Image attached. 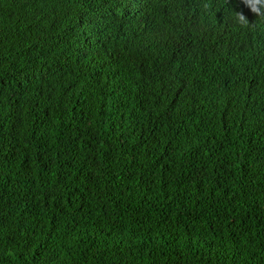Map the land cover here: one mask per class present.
<instances>
[{"label": "trees", "instance_id": "obj_1", "mask_svg": "<svg viewBox=\"0 0 264 264\" xmlns=\"http://www.w3.org/2000/svg\"><path fill=\"white\" fill-rule=\"evenodd\" d=\"M0 264H264V0H0Z\"/></svg>", "mask_w": 264, "mask_h": 264}, {"label": "clouds", "instance_id": "obj_2", "mask_svg": "<svg viewBox=\"0 0 264 264\" xmlns=\"http://www.w3.org/2000/svg\"><path fill=\"white\" fill-rule=\"evenodd\" d=\"M249 2L250 0H240V3L244 4L245 7L249 6ZM250 10L257 16L261 15L256 8H251ZM237 18L243 24L248 23V17L243 13V11H237Z\"/></svg>", "mask_w": 264, "mask_h": 264}, {"label": "snow or ice", "instance_id": "obj_3", "mask_svg": "<svg viewBox=\"0 0 264 264\" xmlns=\"http://www.w3.org/2000/svg\"><path fill=\"white\" fill-rule=\"evenodd\" d=\"M254 2H255V3H259V2H260V0H254Z\"/></svg>", "mask_w": 264, "mask_h": 264}]
</instances>
